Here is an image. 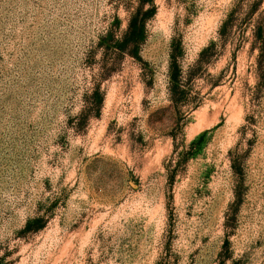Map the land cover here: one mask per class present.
<instances>
[{
	"label": "rangeland",
	"instance_id": "obj_1",
	"mask_svg": "<svg viewBox=\"0 0 264 264\" xmlns=\"http://www.w3.org/2000/svg\"><path fill=\"white\" fill-rule=\"evenodd\" d=\"M0 264H264V0H0Z\"/></svg>",
	"mask_w": 264,
	"mask_h": 264
},
{
	"label": "trees",
	"instance_id": "obj_2",
	"mask_svg": "<svg viewBox=\"0 0 264 264\" xmlns=\"http://www.w3.org/2000/svg\"><path fill=\"white\" fill-rule=\"evenodd\" d=\"M145 20L139 18V14H135L129 23L128 32L125 34L123 39L119 42L114 41L110 44V49H115L120 53L128 52L130 49V45L133 44V42L139 41V28L143 27ZM229 22L225 24L223 27V34L228 29ZM97 108V107H96ZM32 228V224H29L28 229ZM34 229V228H33Z\"/></svg>",
	"mask_w": 264,
	"mask_h": 264
}]
</instances>
